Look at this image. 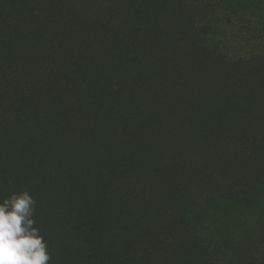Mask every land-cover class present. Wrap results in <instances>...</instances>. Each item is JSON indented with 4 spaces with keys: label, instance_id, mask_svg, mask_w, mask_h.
<instances>
[{
    "label": "trees",
    "instance_id": "16d2710c",
    "mask_svg": "<svg viewBox=\"0 0 264 264\" xmlns=\"http://www.w3.org/2000/svg\"><path fill=\"white\" fill-rule=\"evenodd\" d=\"M23 191L49 264H264V0H0Z\"/></svg>",
    "mask_w": 264,
    "mask_h": 264
},
{
    "label": "clouds",
    "instance_id": "9594fccd",
    "mask_svg": "<svg viewBox=\"0 0 264 264\" xmlns=\"http://www.w3.org/2000/svg\"><path fill=\"white\" fill-rule=\"evenodd\" d=\"M36 203L27 191L0 201V264H49L47 242L35 226Z\"/></svg>",
    "mask_w": 264,
    "mask_h": 264
},
{
    "label": "rangeland",
    "instance_id": "374dc122",
    "mask_svg": "<svg viewBox=\"0 0 264 264\" xmlns=\"http://www.w3.org/2000/svg\"><path fill=\"white\" fill-rule=\"evenodd\" d=\"M220 26V30L221 32L225 35V29H226V25L225 23L220 22L219 23ZM230 31L231 30H227L228 34L230 35ZM243 46V45H242ZM256 229V233H260L262 232V230H264L263 228H258L257 226H255ZM237 232V226L232 224V223H227V225L223 226V227H215L212 231L209 232H204V234L207 235V238L210 235H214L211 239L216 238L217 241H221L222 238H229L231 239V237ZM220 234V235H218ZM217 235V236H216ZM210 238V237H209ZM210 242H212V244H215V242H213L212 240H209Z\"/></svg>",
    "mask_w": 264,
    "mask_h": 264
}]
</instances>
